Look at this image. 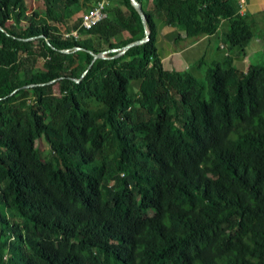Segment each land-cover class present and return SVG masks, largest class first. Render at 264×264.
Wrapping results in <instances>:
<instances>
[{"label": "trees", "instance_id": "16d2710c", "mask_svg": "<svg viewBox=\"0 0 264 264\" xmlns=\"http://www.w3.org/2000/svg\"><path fill=\"white\" fill-rule=\"evenodd\" d=\"M137 1L145 24L109 0L77 29L81 0H0V264H264V63L200 59L201 79L155 45L160 23L243 47L253 22L237 0Z\"/></svg>", "mask_w": 264, "mask_h": 264}, {"label": "crops", "instance_id": "0c3cea01", "mask_svg": "<svg viewBox=\"0 0 264 264\" xmlns=\"http://www.w3.org/2000/svg\"><path fill=\"white\" fill-rule=\"evenodd\" d=\"M263 10L264 0H243L240 6V12L249 16ZM261 26L264 27V23ZM221 30L222 28H219L213 34L186 39L182 30L171 25L157 24L156 53L163 69L188 71L200 78L202 70L197 64L200 59L207 62L218 61L241 71H246L250 65L259 63V57L264 52V39L255 35L245 46L229 48ZM177 36L181 38L176 40ZM139 85L136 83L133 88L137 89Z\"/></svg>", "mask_w": 264, "mask_h": 264}, {"label": "rangeland", "instance_id": "374dc122", "mask_svg": "<svg viewBox=\"0 0 264 264\" xmlns=\"http://www.w3.org/2000/svg\"><path fill=\"white\" fill-rule=\"evenodd\" d=\"M83 5L81 6L82 10L81 12L79 13V15H81V13L88 7L87 5H91L93 3V1L91 0H81ZM32 5L34 7H38L39 4L37 1H32L31 2ZM249 18H251L252 22H253V29L255 31V35L261 37L262 39H264V27H262L261 25L263 24V21H262V13H255L254 15H250ZM71 19L67 20L68 23H71ZM80 28L79 26L77 27V29ZM73 30H76V29H73ZM77 31V30H76ZM78 32V31H77ZM65 33V32H64ZM123 36L127 37L129 35V32L124 30L122 32ZM260 34V35H259ZM223 37V36H222ZM224 38V37H223ZM82 39V43L85 44V45H90L91 44V39L90 38H87V37H84V38H81ZM114 40H117V37L114 38ZM102 46H106V43L104 42V44ZM105 52H102L101 55L104 56ZM259 63H264V52L260 55L259 57ZM37 64L38 65H41L42 64V59H39L37 61ZM206 67L205 66H202L201 67V70H202V75H201V79H203V73H204V69ZM136 85V81H132L129 86H128V90H129V95L131 97H134L136 95V90L135 88H133L134 86ZM133 88V89H132ZM56 89V88H54ZM56 91V90H55ZM36 144L37 146L39 147L40 149V152L41 154H45L47 152V146L45 145V143L42 141V140H37L36 141ZM85 254V253H84Z\"/></svg>", "mask_w": 264, "mask_h": 264}, {"label": "built area", "instance_id": "2783aa9c", "mask_svg": "<svg viewBox=\"0 0 264 264\" xmlns=\"http://www.w3.org/2000/svg\"><path fill=\"white\" fill-rule=\"evenodd\" d=\"M238 4L241 6L243 0H237ZM109 0H99L92 3L88 8H86L80 15L79 27L88 29L97 22L107 17V7L109 6ZM64 36H74L79 37L76 30L63 33Z\"/></svg>", "mask_w": 264, "mask_h": 264}, {"label": "water", "instance_id": "95a60500", "mask_svg": "<svg viewBox=\"0 0 264 264\" xmlns=\"http://www.w3.org/2000/svg\"><path fill=\"white\" fill-rule=\"evenodd\" d=\"M130 2L133 5V7L136 9V11L138 12V14L140 15L142 22L145 24V15H144V13L142 11L141 4L137 0H130ZM148 37H149V31L145 27V36L142 37V38H140V39H137V40H134V41H131V42L127 43L124 47H122L120 49L119 54L122 53L123 50H125L126 48H128L131 45L139 44L141 42L147 41L148 40ZM112 50H116V49H112ZM102 52H105V51H101L99 53L91 52L92 53V60H94V59H96L98 57H104V56L101 55ZM85 71H84V73H85Z\"/></svg>", "mask_w": 264, "mask_h": 264}]
</instances>
